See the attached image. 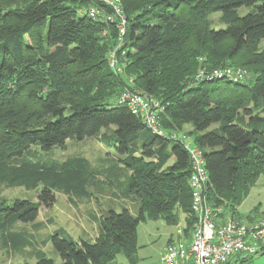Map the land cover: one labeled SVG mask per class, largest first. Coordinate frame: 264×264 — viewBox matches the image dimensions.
<instances>
[{"label":"trees","instance_id":"1","mask_svg":"<svg viewBox=\"0 0 264 264\" xmlns=\"http://www.w3.org/2000/svg\"><path fill=\"white\" fill-rule=\"evenodd\" d=\"M121 2L127 25L115 70L108 55L119 43L116 25L86 14L90 6L102 5L0 0V184L30 190L42 185L36 201L0 198V239L8 250L31 246L26 233L13 229L18 224L41 229L44 224L35 221L41 209L54 204L56 191L70 202L88 199L94 179L81 156L60 162L26 160L24 154L33 145L46 152L71 139L99 135L131 172L126 189L140 201L138 214L109 211L93 242L55 232L50 241L60 264H118L119 256L138 264L137 227L147 220L181 226L183 214L182 238L190 241L196 219L189 154L180 143L153 135L118 104L125 89L143 92L165 107L160 122L167 132L191 125L198 133L192 142L207 150L206 194L211 206L222 208L220 219L235 216L264 174V105H259L264 100V0ZM215 14L224 27L213 26ZM224 67L245 69L250 78L241 83L196 80L201 69ZM248 68L262 74L254 87ZM216 124L221 125L208 131ZM255 216L238 221L250 223ZM178 239L172 236L168 245ZM36 258V264H57L41 251Z\"/></svg>","mask_w":264,"mask_h":264},{"label":"rangeland","instance_id":"2","mask_svg":"<svg viewBox=\"0 0 264 264\" xmlns=\"http://www.w3.org/2000/svg\"><path fill=\"white\" fill-rule=\"evenodd\" d=\"M246 12V10H242L240 13L245 14ZM219 18L220 14L212 16L213 26L218 29L224 27L219 23ZM262 48L264 49V44ZM248 69L255 76L251 84V87H254L261 80L262 74L257 73L254 69ZM259 105L262 107L264 100H260ZM250 108H253V104L249 105ZM220 125H213L208 131L218 129ZM107 132L112 135L113 129L109 128ZM178 133L188 136L189 141L198 135L191 125H185ZM203 151L206 152L207 150L203 149ZM75 156L85 158L90 164L91 171L89 174L94 176L89 187L90 198H75L74 202H70L68 196L61 190L56 191L54 204L49 208L41 209L35 221V223L44 224L41 229H33L32 224H18L13 229L14 232L26 233L31 246L12 251L6 249L0 239V264H36L37 253L40 251L44 252L47 258L60 264L61 258L50 241V237L55 232L63 230L75 241L83 239L93 242L99 235L101 219L109 211L113 210L120 213L123 209H128L136 217L140 201L130 196L126 189L129 185L131 172L121 163L122 157L118 155L116 149L103 141L101 135L84 140L71 139L63 147L56 146L46 152L41 151L39 146L33 145L22 158L32 161L43 159L62 162ZM173 162L170 161L162 169H168ZM41 189L42 185L37 190H30L24 186L7 187L0 184V198L9 203L16 199L36 201L37 193ZM241 205L239 211L244 215L256 213L264 216V174L259 177ZM180 223L182 227L186 224L183 214L180 216ZM178 228L179 226L170 225L163 220L140 222L137 227L138 255L140 258L138 264H153L169 237L173 236L175 239L182 237V235L178 236ZM117 263L128 264L123 256L118 257ZM227 264H264V254L251 255L246 260L234 257Z\"/></svg>","mask_w":264,"mask_h":264},{"label":"built area","instance_id":"3","mask_svg":"<svg viewBox=\"0 0 264 264\" xmlns=\"http://www.w3.org/2000/svg\"><path fill=\"white\" fill-rule=\"evenodd\" d=\"M103 7L90 6L86 14L95 21H102L108 25H116L119 43L115 51L108 55L109 65L117 70V49L124 45L127 19L121 0H92ZM108 8L112 11L107 12ZM108 34L106 29L103 33ZM250 78L247 70L242 68L224 67L208 71L201 69L197 81L228 80L241 83ZM119 105L129 108L143 125L153 135L180 143L189 154L192 174L190 188L192 192L191 209L195 216V223L190 241L178 239L168 245L163 252L159 264H226L232 258H244L258 254L264 247V216L255 223L231 220L220 224L222 208L209 204L206 192L209 188V176L203 149L189 141L188 136L178 131H166L160 122V115L165 107L147 94L125 89L117 100ZM179 226L177 233L183 235ZM189 242V243H188Z\"/></svg>","mask_w":264,"mask_h":264},{"label":"crops","instance_id":"4","mask_svg":"<svg viewBox=\"0 0 264 264\" xmlns=\"http://www.w3.org/2000/svg\"><path fill=\"white\" fill-rule=\"evenodd\" d=\"M242 206V205H241ZM240 206V207H241ZM240 207H238L237 208V213L236 214H234L235 216H230V215H227L226 214V216L224 217V216H222V218L220 219V221H219V223H226V222H228V221H230V220H232V219H245L246 218V216L247 215H244V214H242L240 211H239V208ZM260 215H258V214H256V216L255 217H252V221L250 222V223H255L256 221H258L260 218H261V216L259 217ZM172 237V236H171ZM171 237H169L168 238V240H167V242L165 243V245H164V247H163V249H161L162 251L160 252V254H159V256H157V259H155V261H154V263L153 264H159V260H160V257H161V254L165 251V249H166V247H167V245H168V243L170 242V240H171Z\"/></svg>","mask_w":264,"mask_h":264}]
</instances>
